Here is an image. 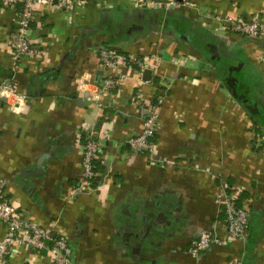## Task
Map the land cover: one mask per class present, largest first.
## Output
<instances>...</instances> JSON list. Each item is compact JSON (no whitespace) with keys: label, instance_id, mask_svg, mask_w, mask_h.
<instances>
[{"label":"crops","instance_id":"crops-1","mask_svg":"<svg viewBox=\"0 0 264 264\" xmlns=\"http://www.w3.org/2000/svg\"><path fill=\"white\" fill-rule=\"evenodd\" d=\"M177 1L184 5L173 10L134 0L38 6L30 37L45 55L20 70L11 46L20 10L0 4V81L19 93L0 96V179L27 220L68 235L73 264H264V136L256 134L264 128L250 116L264 121V38L227 32L215 19L264 22V0ZM104 48L149 59L151 76L129 74L95 95L109 76ZM141 95L160 113L154 157L128 144L143 130ZM88 129L103 145L99 183L74 196ZM223 186L243 189L248 239L194 259L188 249L203 232L227 238L216 204ZM7 232L0 222V240ZM51 263L25 246L13 247L7 264Z\"/></svg>","mask_w":264,"mask_h":264},{"label":"built area","instance_id":"built-area-1","mask_svg":"<svg viewBox=\"0 0 264 264\" xmlns=\"http://www.w3.org/2000/svg\"><path fill=\"white\" fill-rule=\"evenodd\" d=\"M134 1L139 8L150 10H173L184 5H181L177 0ZM0 4L4 7L19 8L20 10L17 27L11 40V46L14 50L13 67L15 70H20L21 63L25 60L35 61L45 55L43 48L35 44L30 37L37 7L58 4L66 10H74L76 7L86 6L88 0H0ZM215 19L220 22L227 32L246 38H264V22L258 17L243 20L215 16ZM100 63L109 73V76L104 80L95 95L119 88L121 83L129 78V74L132 77L142 78L143 73L151 67L149 59L140 58L133 54H125L117 48H104L100 52ZM83 85L82 89L85 88ZM18 95V90L13 82L0 81V96L10 99L11 97H18ZM142 98L143 95L139 97L138 102L143 130L139 136L130 138L128 144L133 154H147L154 157L157 155L155 141L160 131V113L159 109L152 108L144 103L145 99ZM12 107L16 108L13 104ZM86 131V139L81 145L83 149V175L72 189L74 196L85 189H95L99 183L97 165L103 153V145L93 129ZM165 164L166 168L177 167L174 162L169 165ZM8 186V181L0 179V222L8 228L7 235L0 240V264L8 263L13 247L25 246L40 254L47 252L52 259L51 264H73L71 261L73 251L69 246L68 235L65 232H56V225L52 228H45L27 220L8 197ZM225 186L218 191L216 204L219 207L220 214L225 217L227 238L223 239L214 232H203L197 240L192 242L188 249L189 255L194 259H200L203 253L212 248L223 247L227 243H245L248 239L251 213L240 205L243 189L238 186Z\"/></svg>","mask_w":264,"mask_h":264},{"label":"water","instance_id":"water-1","mask_svg":"<svg viewBox=\"0 0 264 264\" xmlns=\"http://www.w3.org/2000/svg\"><path fill=\"white\" fill-rule=\"evenodd\" d=\"M144 75H145V78H149V77L151 76V71H150V70H146ZM236 95H237V94H236ZM234 97H239V96H235V95H234ZM1 100H2V101H6L5 98H2ZM238 100H239V101H240V102H241L246 108L249 109V108L251 107V108H252V111H254V112L256 111V107H257V105H253V104H251L248 100H246V99L244 100V99H242V98H240V97H239Z\"/></svg>","mask_w":264,"mask_h":264},{"label":"trees","instance_id":"trees-1","mask_svg":"<svg viewBox=\"0 0 264 264\" xmlns=\"http://www.w3.org/2000/svg\"><path fill=\"white\" fill-rule=\"evenodd\" d=\"M250 116L258 125H260V127L262 126L264 128V121L262 119H260V117H258L256 114L254 117H252L251 114H250ZM258 125H256V126H258ZM256 130H257L256 131L257 135L262 136V137L264 136V131L262 130V128H257Z\"/></svg>","mask_w":264,"mask_h":264}]
</instances>
